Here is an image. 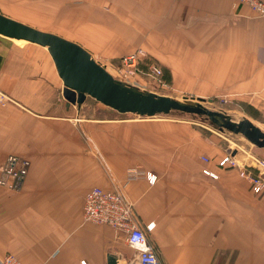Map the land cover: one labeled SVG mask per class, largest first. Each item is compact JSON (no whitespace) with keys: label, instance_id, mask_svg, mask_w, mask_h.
Segmentation results:
<instances>
[{"label":"crops","instance_id":"crops-1","mask_svg":"<svg viewBox=\"0 0 264 264\" xmlns=\"http://www.w3.org/2000/svg\"><path fill=\"white\" fill-rule=\"evenodd\" d=\"M2 2L38 19L10 16ZM0 4L2 13L79 43L101 63L119 65L142 48L141 69L157 63L164 82L186 97L227 96L264 119V16L236 0ZM21 41L0 36V90L11 97L0 103V165L10 154L29 161L18 191L0 186V256L23 264H138L123 233L83 219L89 189L118 187L141 225L155 223L150 239L164 264H264V195L218 166L226 150L211 135L187 118L141 117L104 104V115L92 114L88 98L76 105L63 96L48 49ZM130 171L139 176L129 179Z\"/></svg>","mask_w":264,"mask_h":264},{"label":"water","instance_id":"water-1","mask_svg":"<svg viewBox=\"0 0 264 264\" xmlns=\"http://www.w3.org/2000/svg\"><path fill=\"white\" fill-rule=\"evenodd\" d=\"M0 36L46 47L63 80V96L73 104L82 105L87 97H92L120 113L141 117L165 116L172 111L203 115L213 126L243 136L253 145L264 148V131L249 118L236 121L223 111L204 106L202 101L205 99L176 98L121 81L79 43L28 25L1 11ZM236 153L233 151V155ZM109 258L111 263H116L118 255L110 253Z\"/></svg>","mask_w":264,"mask_h":264},{"label":"built area","instance_id":"built-area-1","mask_svg":"<svg viewBox=\"0 0 264 264\" xmlns=\"http://www.w3.org/2000/svg\"><path fill=\"white\" fill-rule=\"evenodd\" d=\"M236 2L246 5L253 12L264 16V0H236ZM147 56L144 49L138 48L135 51L124 55L120 59V64L115 70L121 79L129 82L138 71L140 62ZM108 67V64H104ZM162 68L155 62L148 64L145 74L151 76L158 82L164 84L162 80ZM132 85V84H131ZM11 100V97L0 90V103ZM233 155V149L225 152L218 159V166L221 168L236 170L251 185L252 191L256 194L264 193V159L255 158V161L241 160ZM204 161H208L207 156H203ZM29 161L21 159L18 155L10 154L0 165V186L10 191H18L28 173ZM240 167V169H239ZM203 173L217 178L218 174L209 168H204ZM139 176L136 171L129 172V179ZM151 183H154L156 176H147ZM83 219L94 224H105L113 227L116 231L124 234L125 240L130 247L138 253V264H164L160 259L156 246L150 239V233L155 223L141 225L133 204L127 199L123 190L116 187L113 190H105L101 187L89 189L84 196ZM0 264H23L15 255L6 253L0 256ZM81 264H88L82 261Z\"/></svg>","mask_w":264,"mask_h":264},{"label":"rangeland","instance_id":"rangeland-1","mask_svg":"<svg viewBox=\"0 0 264 264\" xmlns=\"http://www.w3.org/2000/svg\"><path fill=\"white\" fill-rule=\"evenodd\" d=\"M3 3V2H2ZM4 5L0 6L5 9V13L14 16V17H19V16H25L28 17L26 20L29 22H35L36 19H38L35 15H33V11H27V12H22L23 10L19 9L18 6L11 5L10 2H4ZM14 4V3H12ZM41 21V19H39ZM25 43V42H24ZM147 57V56H146ZM145 57V58H146ZM108 64V63H102ZM142 61L139 64V68L141 71L137 72V76H134L133 78L129 79V82L136 87L141 88L142 90H149L153 91L159 94L163 95H168L176 98H183L184 96H188V94L183 93L181 91L175 90L173 87L169 86L166 84L163 80V73H162V80L164 84L158 82V80H154L151 76L145 74V71L147 69L142 70ZM118 67V65L114 64H108V67L106 69L116 78L121 79L120 74L118 73L115 68ZM88 98V105L92 108V114L95 115H104L103 111L104 109L106 110L105 106L98 101H96L92 97H87ZM98 102V103H97ZM204 106L218 110V111H223L227 113L228 115L231 116L233 120L239 121L245 117H247V113H252L253 115H256L257 118H249L254 124L259 126L263 131H264V119L259 116V109L254 108V107H246L243 105H240L238 103H233L229 97L227 96H221V97H216L212 101H209L207 99L202 101ZM93 107L95 108L93 110ZM107 111V110H106ZM136 115V114H135ZM195 114H187V113H182L180 111H172L170 114L165 115V117H172V118H187L189 120H192L196 127L200 128L207 136L211 135V139L213 142H217L219 145V149L222 152H228L230 149H233V151H237V155L239 153H242V155L248 154L251 156L248 160H253L252 157L254 158H261L264 159V148H259L255 145H253L250 141H248L245 137L240 136V135H235L228 130H221L215 126H213L208 118L203 115H195ZM164 116V115H160ZM237 156L241 160H246L247 158H243V156ZM207 156V155H206ZM242 156V157H241ZM208 157V156H207ZM209 159V157H208ZM247 161V160H246ZM250 162V161H249ZM254 162V161H252ZM231 171V170H230ZM234 172L233 170L231 173ZM256 194V193H255ZM256 195H264L263 194H256ZM221 264V263H220ZM224 264V263H222Z\"/></svg>","mask_w":264,"mask_h":264},{"label":"bare ground","instance_id":"bare-ground-1","mask_svg":"<svg viewBox=\"0 0 264 264\" xmlns=\"http://www.w3.org/2000/svg\"><path fill=\"white\" fill-rule=\"evenodd\" d=\"M18 41H20V42H22L21 40H18ZM27 42V41H26ZM119 79V78H118ZM119 80H121V81H124L123 79H119ZM124 82H126V81H124ZM128 83V82H127Z\"/></svg>","mask_w":264,"mask_h":264},{"label":"trees","instance_id":"trees-1","mask_svg":"<svg viewBox=\"0 0 264 264\" xmlns=\"http://www.w3.org/2000/svg\"><path fill=\"white\" fill-rule=\"evenodd\" d=\"M195 116V115H194Z\"/></svg>","mask_w":264,"mask_h":264}]
</instances>
